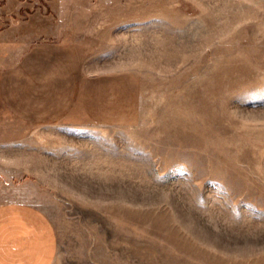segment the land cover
Listing matches in <instances>:
<instances>
[{
  "label": "rangeland",
  "instance_id": "obj_1",
  "mask_svg": "<svg viewBox=\"0 0 264 264\" xmlns=\"http://www.w3.org/2000/svg\"><path fill=\"white\" fill-rule=\"evenodd\" d=\"M55 264H264V0H0V205Z\"/></svg>",
  "mask_w": 264,
  "mask_h": 264
},
{
  "label": "crops",
  "instance_id": "obj_2",
  "mask_svg": "<svg viewBox=\"0 0 264 264\" xmlns=\"http://www.w3.org/2000/svg\"><path fill=\"white\" fill-rule=\"evenodd\" d=\"M60 249L52 220L23 202L0 205V264H55Z\"/></svg>",
  "mask_w": 264,
  "mask_h": 264
}]
</instances>
